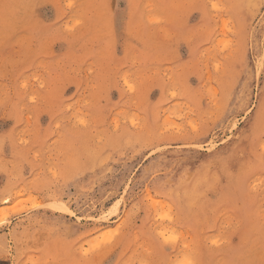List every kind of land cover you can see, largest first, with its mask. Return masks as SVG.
<instances>
[{
    "label": "rangeland",
    "instance_id": "374dc122",
    "mask_svg": "<svg viewBox=\"0 0 264 264\" xmlns=\"http://www.w3.org/2000/svg\"><path fill=\"white\" fill-rule=\"evenodd\" d=\"M0 264H264V0H0Z\"/></svg>",
    "mask_w": 264,
    "mask_h": 264
},
{
    "label": "bare ground",
    "instance_id": "6f19581e",
    "mask_svg": "<svg viewBox=\"0 0 264 264\" xmlns=\"http://www.w3.org/2000/svg\"><path fill=\"white\" fill-rule=\"evenodd\" d=\"M133 89V88H132ZM131 87H130V90H132ZM84 122V121H83ZM187 261V260H186Z\"/></svg>",
    "mask_w": 264,
    "mask_h": 264
}]
</instances>
